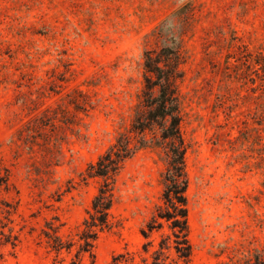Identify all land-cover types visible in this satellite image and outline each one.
<instances>
[{
    "label": "rangeland",
    "instance_id": "1",
    "mask_svg": "<svg viewBox=\"0 0 264 264\" xmlns=\"http://www.w3.org/2000/svg\"><path fill=\"white\" fill-rule=\"evenodd\" d=\"M164 45L185 59L190 264H264V0H0V264L141 250L163 203L157 146L126 161L113 227L77 257L102 182L86 169L130 126L144 52Z\"/></svg>",
    "mask_w": 264,
    "mask_h": 264
},
{
    "label": "trees",
    "instance_id": "2",
    "mask_svg": "<svg viewBox=\"0 0 264 264\" xmlns=\"http://www.w3.org/2000/svg\"><path fill=\"white\" fill-rule=\"evenodd\" d=\"M143 58V88L130 126L120 132L114 143L86 169L85 179L100 177L102 182L83 222L77 257L81 253H89L94 258V247L100 235L113 227L111 211L115 202L114 185L126 161L142 149L157 146L164 150L168 163L163 203L141 229L145 238L141 250L120 253L111 264H190L194 247L190 238L187 194L188 145L182 132L179 87L184 77L181 66L185 59L181 49L174 45L147 49ZM4 182V177L0 176V186ZM155 232L160 233L156 242ZM46 234L52 238V246L57 251L71 248L72 243H66L60 236ZM71 264H82V261L73 260Z\"/></svg>",
    "mask_w": 264,
    "mask_h": 264
}]
</instances>
